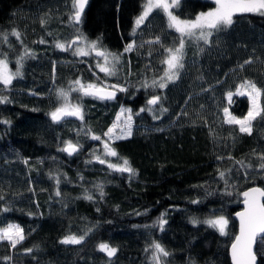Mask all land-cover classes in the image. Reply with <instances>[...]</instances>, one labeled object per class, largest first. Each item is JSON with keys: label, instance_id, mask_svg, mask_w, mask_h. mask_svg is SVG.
Listing matches in <instances>:
<instances>
[{"label": "trees", "instance_id": "1", "mask_svg": "<svg viewBox=\"0 0 264 264\" xmlns=\"http://www.w3.org/2000/svg\"><path fill=\"white\" fill-rule=\"evenodd\" d=\"M142 1L87 0L77 24L70 18L73 0H0V57L7 56L13 73L24 57L22 75L7 88L0 84V96L8 98L0 104V121H10L0 123V228L13 223L25 236L15 248L0 241V264H154L153 241L169 253L162 264H229L231 214L245 189H264V119L252 122L251 134L242 133L225 122L223 109L235 117L246 113V96L236 94L244 81L261 89L264 108V15L236 12L232 26L214 33L209 44L186 40L179 78L160 89L144 85L160 76L164 49L177 46L180 34L160 10L133 28ZM211 6V0H179L172 11L191 18ZM77 36L119 58L113 75L96 67L97 58L73 54L68 44ZM77 79L127 91H117L114 100L75 91L83 120L52 121L57 90ZM152 95L161 97L159 104L141 112ZM121 106L132 110L131 135L111 142L118 156L105 159L120 164L126 158L135 175L93 156L100 146L91 135L102 137ZM66 141L79 151H61ZM162 213L163 231L156 223ZM216 215L228 219L223 235L203 222ZM85 233L82 244L61 243ZM100 243L116 254L99 251ZM253 251L264 264L260 237Z\"/></svg>", "mask_w": 264, "mask_h": 264}, {"label": "snow or ice", "instance_id": "2", "mask_svg": "<svg viewBox=\"0 0 264 264\" xmlns=\"http://www.w3.org/2000/svg\"><path fill=\"white\" fill-rule=\"evenodd\" d=\"M218 5L215 9L207 12H201L198 14L194 20H181L176 15L170 11L171 8L179 6V0H147L143 5L141 14L135 19V25L138 28L141 24L149 18L150 13L153 10H160L167 15L169 21V27L174 28L177 33L180 34L178 45L174 48H166L164 51L167 53L166 58L162 61L167 67L164 69V76L160 78V81L153 80L151 85L145 83L144 87H158L164 89L167 87L168 83L174 82L179 78V70L184 67V47L186 40H196L203 41L204 44L210 43V38L216 32H221L232 26L233 14L236 12H248V13H259L264 15V0H215ZM87 0H73V8L75 11L70 17L75 23L79 24L81 21V15L84 11ZM43 24L44 21L42 20ZM135 32V29L133 30ZM12 35L20 39V34L13 31ZM82 39L81 36H77L72 40L68 47L76 44ZM4 40L7 41V36H4ZM160 38L156 37L153 42H159ZM45 41L41 40L40 43ZM56 47L61 50H67L65 44L57 42ZM89 47L96 52V55L103 57L105 60V65L108 64V55L105 52L96 50V43L92 42ZM133 44L130 43L126 46L125 51L131 50ZM74 55H89V52L84 51L81 48H76L73 52ZM25 55H33L32 53L26 51ZM23 56L18 57L16 63L18 65L17 70L13 73L8 68L7 56L4 55L3 59H0V84H3L5 88L12 85L13 79L22 75L20 68L22 67ZM118 57L113 55V64L109 66H100V71L105 72L107 75H113L115 71V63H118ZM251 61H245V63H250ZM243 67V65H241ZM76 87L71 88L69 91H78L85 96H94L95 98L103 100H114L116 99V92H125L126 88L120 87L118 85H112L113 91H104L102 89L96 88L93 84L84 85L79 79L73 82ZM247 88V93L241 91L240 89ZM58 96L61 97L64 103L55 109L50 115L54 122H59L65 116H76L83 120V113L81 107L77 105H71L68 102L69 92L63 89L57 90ZM238 95L249 96L252 101V107L249 109L247 115L242 119H238L229 113L227 107L223 109L225 122L228 124L239 125V130L242 133L251 134L252 122L261 117L264 119V108L260 106L257 102L261 96V89L251 81H244L240 88L237 89ZM233 93L229 92L227 98L231 102ZM161 97L158 95H152L147 100V108H141L140 111H153V106L159 104ZM8 102L6 96H0V104ZM128 113L124 124L125 128L120 129V133L117 134L116 129L118 125L114 123L107 132L103 135L107 137V140L103 141V149L105 157H117L118 153L111 147V142L115 139H123L126 136L131 135V121H132V110L121 108V114ZM138 114V113H137ZM120 117H117L119 120ZM0 123L8 124L10 121H0ZM91 139L100 141L101 136L91 135ZM61 151L67 152L69 155L79 151V146L73 144L71 141L65 142V147ZM94 159L100 164L107 163L108 168L113 169L121 173H129L130 175H135V170L130 166L129 161L126 158H121L122 163L114 164L107 161L101 156L95 155L93 153ZM261 161H264V155L259 157ZM27 161H25L26 163ZM261 169H264V163L259 165ZM221 178L225 177V172H219ZM59 181H57L58 183ZM59 195V192H57ZM101 195H103V190L101 188ZM244 196V203L246 205L245 211L237 213L240 218V235L236 237V241L232 244V259L234 264H257V253L253 251V242L255 238L260 236L261 247L264 248V189L252 188L249 191L242 193ZM86 199L91 200L92 196L88 195ZM193 203H198L199 201H192ZM8 209H5L7 211ZM139 214V213H137ZM193 224L199 223L200 221L195 218L191 221ZM210 227L218 229V231L223 235L225 234V229L228 225V219L224 216H217L203 221ZM157 225L160 230H164V225L167 223L165 219V214L162 213L157 220ZM91 231V229H89ZM87 233L84 235L76 236L69 235L65 237L61 243L63 244H82L85 241ZM25 239L23 229L19 225L9 224L7 227L0 228V241H7L12 248H15L17 244H20ZM98 250L107 254L108 257H112L116 254L117 249L111 247L108 243L98 244ZM149 248L152 251V259L154 264H162V259L167 257L169 253L165 248L157 241H153ZM26 251L31 252L32 249H26Z\"/></svg>", "mask_w": 264, "mask_h": 264}, {"label": "rangeland", "instance_id": "3", "mask_svg": "<svg viewBox=\"0 0 264 264\" xmlns=\"http://www.w3.org/2000/svg\"><path fill=\"white\" fill-rule=\"evenodd\" d=\"M211 1H213V6H211V7H209V8H206V9H203V10H199V11H197L191 18H180V17H178L179 19H181V20H194L195 19V17L198 15V14H200L201 12H207V11H211V10H213V9H215L218 5L216 4V2H215V0H211ZM147 2V0H143L142 1V3H141V5H140V8H139V10H138V13L133 17V19H132V26H133V28L136 26L135 25V19L141 14V11H142V7H143V5L145 4ZM170 11H172V8L170 9ZM172 13H173V11H172ZM174 14V13H173ZM175 15V14H174ZM164 16H165V19H166V23H167V25L169 26V21H168V18H167V15L164 13ZM174 29V28H173ZM175 30V29H174ZM93 41H88V40H84V39H81L79 42H77L76 44H74V49H76V48H81V49H83L84 51H87V52H89L90 51V47H89V45L92 43ZM97 47V46H96ZM98 48V47H97ZM106 53V52H105ZM89 55H90V53H89ZM106 55H108V64L107 65H105V60H104V58L103 57H100V58H97L98 60H96L95 62H94V64L96 65V67L98 68V69H100V67H98V65H100V66H109V67H111L112 66V64H113V60H112V55L111 54H108V53H106ZM86 56H88V55H86ZM166 56H167V54H166ZM166 56L164 57V59L166 58ZM0 59H3V58H1L0 57ZM163 59V60H164ZM167 67V65L166 64H163V71H162V73L160 74V76L159 77H157V78H155V79H150V80H148V83H150V84H152V81L153 80H156V81H160V78L161 77H163L164 76V69ZM10 70V69H9ZM11 71V70H10ZM74 82V81H73ZM73 82H71L66 88H64L63 90H65L66 92H69V96H68V102H69V104H71V105H77L78 103L76 102V100H75V97H74V95H73V92H75V91H69L71 88H73V87H76V85H74L73 84ZM82 84H84V85H88V84H92V83H89V82H81ZM241 91H245L246 93H247V91H248V89L247 88H243ZM245 96H246V98H247V102H248V108H247V111H246V113L243 115V116H240V117H236V118H238V119H242L243 117H245L246 115H247V113H248V111H249V109L252 107V101L249 99V96L247 95V94H245ZM226 97H227V95H226ZM258 103H259V100L257 101ZM64 103V101H63V99L61 98V97H59L58 96V93H57V107H60L62 104ZM121 108H122V106L121 107H119V109H118V111H117V113H116V116H115V118L112 120V122L110 123V125H109V127H108V129L110 128V127H112V125L114 124V123H116L117 125H118V127H117V129H116V132H117V134H119L120 133V129H122V128H125L126 127V125L124 124V121L126 120V117H127V115H128V113H123V114H121ZM123 108H125V107H123ZM125 109H127V108H125ZM120 117V119L119 120H117V117ZM235 117V116H234ZM224 119H225V116H224ZM238 126V128H239V125H237ZM107 129V130H108ZM107 130L105 131V132H107ZM104 132V133H105ZM104 140H107V137H105L104 135L101 137V140L99 141V146H100V152H99V154H98V156H101L102 158H107V157H105L104 156V149H103V141ZM107 164V163H106ZM217 216H221V215H216V216H209V217H206L205 219H203V221H205V220H208V219H211V218H215V217H217ZM223 216V215H222ZM13 224V223H12ZM16 225V224H15ZM7 227V226H6ZM218 230V229H217ZM65 238V237H64ZM63 238V239H64ZM162 262H163V259H162Z\"/></svg>", "mask_w": 264, "mask_h": 264}, {"label": "water", "instance_id": "4", "mask_svg": "<svg viewBox=\"0 0 264 264\" xmlns=\"http://www.w3.org/2000/svg\"><path fill=\"white\" fill-rule=\"evenodd\" d=\"M96 50H99V51H102L100 48H97L96 47ZM90 55L95 57V58H100L99 56L96 55V52L92 49H90L89 51ZM96 88L98 89H102L104 91H113L114 89L113 88H110V87H106V86H96ZM55 111V109L53 110ZM50 118H51V115H50ZM64 118H71V119H78V117L76 116H65L63 117L62 119ZM52 120V119H51ZM65 146H63L64 148ZM66 154H68L67 152H65ZM252 188H260L259 186H250L248 187L247 189H245L243 192L245 191H249L250 189ZM261 189V188H260ZM242 192V193H243ZM241 193V199L239 201V208L236 209L232 214H231V217L232 219L234 220L235 222V231L231 237V240L227 246V257H228V261H229V264H234L233 262V259H232V244L236 241V237L240 235V218L239 216L237 215V213H241V212H244L245 211V208H246V205L244 203V196L242 195ZM260 237L259 235L255 238L254 242H253V245L252 247L254 248V245H255V241L256 239Z\"/></svg>", "mask_w": 264, "mask_h": 264}]
</instances>
